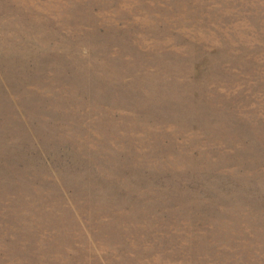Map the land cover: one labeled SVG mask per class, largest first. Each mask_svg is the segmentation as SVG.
Masks as SVG:
<instances>
[{"label": "rangeland", "instance_id": "rangeland-1", "mask_svg": "<svg viewBox=\"0 0 264 264\" xmlns=\"http://www.w3.org/2000/svg\"><path fill=\"white\" fill-rule=\"evenodd\" d=\"M0 264H264V0H0Z\"/></svg>", "mask_w": 264, "mask_h": 264}]
</instances>
